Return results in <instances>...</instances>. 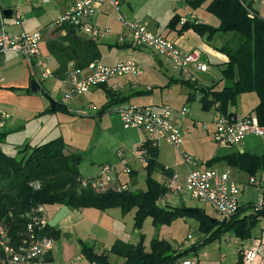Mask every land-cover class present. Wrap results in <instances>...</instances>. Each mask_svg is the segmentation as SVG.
Here are the masks:
<instances>
[{"label": "crops", "instance_id": "1", "mask_svg": "<svg viewBox=\"0 0 264 264\" xmlns=\"http://www.w3.org/2000/svg\"><path fill=\"white\" fill-rule=\"evenodd\" d=\"M77 1L78 0H7L1 3V7L4 12L8 11L10 13L9 17H6L4 14L7 27L18 28L15 32H9L10 34L19 35L21 33H41L43 38L41 44L42 59L48 63L49 67L54 73L58 68V64L48 53L46 43L51 39H54L60 35H64V32H59L54 26V22ZM119 1V13H117L108 3H105L98 11L94 19V24L101 30L110 31L109 34H106V36L97 43L102 56L99 62L104 65H114L120 61L133 60L141 67V65L138 63L137 57L138 55L140 58L143 56L144 52H146L144 48L131 47L127 49H110L108 47L109 45L121 44L120 37L125 34L123 25L119 21V15L123 16L126 21L138 22L146 25V27L148 26L149 22H152L155 26H158L159 20L157 17H155V15H151L150 13H144L150 15L148 18H144L145 15L141 16L140 13L143 12L137 4L139 0ZM242 1L245 4H251L253 9L257 11L261 17H264V0ZM171 2L173 4L178 2L183 3L185 7L175 8L173 6L170 12L168 10V13L170 14L168 16L169 19L167 24L175 15L181 16L182 19H192L194 17V19H198V21L201 23H208L205 20L207 19V15L202 13L206 12V5L203 7V9L201 8L202 11H200V9L193 11L189 6H187L185 0H171ZM15 9L19 10L22 17V24L19 27L15 26L13 20L14 18L12 11ZM149 30L173 41L176 46L184 53H197L199 56V61L206 66L207 71L202 72L191 68L192 73L188 78V76L183 72L175 69L173 65V75L169 77L168 82L164 87L160 86L162 88L160 91V97L158 95L155 96V87L150 85L146 80L141 79L143 75L137 80L131 77H125L105 84L104 87L111 93L117 95L118 98H129L123 104L146 106L155 109H159L161 105L166 103L171 105V97L168 95L174 86L180 84L179 82L177 83L175 81H189L196 89L210 88L215 84H217V88H221V86H228L231 84L222 80V70L225 64L228 63V58L217 50L218 48L224 46L228 37L218 34L215 36L211 44H207L204 39L191 30L185 32L181 36H176L167 29H165L162 33H159V31L155 29ZM111 31H114L112 38L116 40H109L112 39L111 36H109L111 35ZM158 64L162 65L161 62ZM206 73H208V76H201V74ZM0 76L3 78V81L0 82V115L6 114L9 116L6 128L4 130V134H6L5 140L0 143V150L8 155L16 156L17 152L26 144L34 147L45 144L57 138H62L67 146L65 151L67 155L80 154L82 156V163L80 165L81 178L96 179L99 176L100 168L105 164H109L117 168V181L128 185L132 184L137 187L136 190H146V184L141 183L139 180L140 173L143 174L144 178L146 177L145 164L140 162V160L135 155L136 151L141 148L143 140L147 139L143 132L138 129H131L134 132L130 133L129 136H133V140L129 139V136L125 137L124 139L115 138L114 140L115 145H117V149L115 148L111 154L100 152L98 144L103 143V141H101L103 133H113L116 127H120L122 124L118 115H116V118H112L109 115V112H106L103 115L99 114L103 106L108 102L101 87L90 90H93L94 92H101L103 94L104 100L100 104V107L96 106L91 100L84 103L78 99L79 97H76L66 106L68 108L67 112H61L55 110L52 111V102L48 100L41 92L38 95H35L31 92V90L29 93L26 91L27 89H30V83L32 81L31 78L35 77V80L38 81L41 87V91L43 90L44 93H47L54 100V102L58 100L60 101L68 90V85L64 82L65 79L59 80L58 78L52 76L45 81H41L39 72L37 71L36 76H34L29 64L25 61V59L15 53H9L4 57L0 56ZM149 88L151 89L150 91H148ZM193 91V89L192 92L187 90L183 91V96L185 97L184 99L186 102L188 101L190 94V103L200 100V93H195V91ZM117 107H115V110ZM183 107H187L189 109L188 105L186 106L183 104L180 109L174 110L175 113L173 115V121L179 128L182 129L184 133L183 127L185 121L178 116V111H180ZM209 113H211V116L207 119L208 121H206V117H203L199 114L192 117L190 120L191 125L185 126L186 134L191 133V126L204 130L202 128V124H205L208 126V129L205 131H207L212 136L213 127L211 123L214 110L212 109L209 111ZM209 113L207 112L205 114ZM229 113L249 115L253 113V111L243 113L241 110L232 107L230 108ZM92 146H94V149H92V154L86 155ZM261 147L262 146L260 144H255L254 149H252L253 151L238 150L237 152H250L256 155H262L257 154L259 152H256L260 151ZM119 153H122V155L120 156ZM121 158H125L127 160L129 166L132 169L131 175L125 176L121 174ZM159 162L161 164L163 162L161 153H159ZM87 164H89L91 167L89 169L90 171H93V174L83 175V168ZM163 166L171 169L173 171V175L184 177L187 173L179 172L168 165ZM197 168L204 169V164L201 167L198 164ZM226 172L230 173L231 178L236 181L238 185L247 184L251 178L248 175L239 173L237 171L236 177H234L230 171ZM243 175L247 176L248 178L244 179L242 177ZM257 176L252 178L256 179L257 181ZM159 182H162V180ZM257 183L258 184L254 186L260 185L258 181ZM250 187L252 186H248L247 188ZM175 196L176 195H167L163 200H160L158 204L162 207H173L172 199ZM249 205L253 204H250V202H244L243 197L241 196L240 208L244 210ZM47 211L49 216V228L59 231L61 235L58 239L54 240V247L52 251L38 264H91L82 255L79 241H82L91 247H95L99 251L106 252L110 262L114 260L113 257L119 258L111 255L108 252L117 241H122L129 244L138 243L136 242L138 233H136L137 230L134 229L135 210L127 215H123L120 209H110L107 211H101L95 208L72 210L66 206H47ZM241 214V218H243L249 214V212L243 211ZM148 220H146V222H148ZM183 220L185 219H182V221ZM144 227L141 231L142 234L144 232ZM178 228H181L180 219L174 221L170 226L162 227L159 235L163 240L170 242L163 237V232H165V230L168 232L167 237L175 236L178 232ZM154 235L155 231L153 228V236ZM222 238L224 239L223 243H226V236H223ZM147 241V239L144 240V246L148 251L151 240H149V243ZM185 241L186 239L179 245V248L177 249H187L191 244L196 242V240H193V242H191L188 246H184ZM248 242L249 240L242 242V246L239 248L238 256H240V251L243 248L249 247L247 244ZM252 247L253 246H251V248ZM207 256V252L203 253L202 255L199 252L196 256L189 255L184 261L195 260L197 264H201V257L207 258ZM119 259V264H123L124 259ZM258 259L260 260L259 255ZM224 260L225 258L222 257L220 261L223 263ZM182 262L183 261L178 264H182Z\"/></svg>", "mask_w": 264, "mask_h": 264}, {"label": "trees", "instance_id": "2", "mask_svg": "<svg viewBox=\"0 0 264 264\" xmlns=\"http://www.w3.org/2000/svg\"><path fill=\"white\" fill-rule=\"evenodd\" d=\"M193 11L203 8L214 16L219 24L214 26L201 23L198 19H187L181 23L182 17L171 18L166 29L181 36L193 31L207 44H211L215 36L222 34L228 37L224 46L218 52L228 58L222 70V80L230 82L217 88L193 87L189 81H175L189 86L199 92L202 111L217 109L222 114H229L230 108H236L243 94L254 93L258 97V105L254 109L258 123L264 127V17L255 11L251 4L242 0H185ZM64 32L46 43V48L58 64L53 76L64 80L70 66L75 69H85L90 64L101 60L99 45L78 33L73 26L57 28ZM110 49H127L131 45H109ZM31 80H35L32 77ZM101 85L108 100L100 111V115L110 109L123 105L129 98H118L117 95ZM30 89H27L29 93ZM41 93L51 102L54 100L42 90ZM191 98V94L188 97ZM55 111L67 112L68 108L61 100L55 101ZM99 115V116H100ZM6 134L0 135V143ZM66 143L62 138L51 140L45 144L32 147L26 144L16 156H11L0 150V228L7 231L14 245H18L24 237L28 220L25 215L38 206H66L72 210L95 208L101 211L120 209L123 215L135 210L134 229L140 232L137 244L117 241L110 251L111 255L124 259L123 264H178L189 255H197L202 248L225 234L233 233L241 241L252 238V232L264 218V206L258 209L256 205L239 209L230 220L218 221L210 218L202 209L197 208V214L188 212L189 208L162 207L158 204L168 195L167 179L173 176V171L159 162L158 147L153 146L148 139L143 140L141 150L145 152V184L146 190H126L122 192H96L91 188L81 187L80 154H66ZM227 165L239 173L255 177L264 174V154L256 155L250 152H233L215 156L204 163V168H214ZM160 172L164 181L154 179V174ZM39 188H36L35 185ZM253 209L252 213L241 218V212ZM193 216L199 221V230L204 238L193 243L189 248L179 250L159 237L162 227L170 226L178 219ZM151 219L155 235L151 239L147 251L144 246V235L141 233L146 220ZM43 236L53 240L60 237V232L46 227ZM82 255L91 264H112L106 252L97 250L79 241ZM3 254L0 253V264ZM237 264H242L240 253Z\"/></svg>", "mask_w": 264, "mask_h": 264}, {"label": "built area", "instance_id": "3", "mask_svg": "<svg viewBox=\"0 0 264 264\" xmlns=\"http://www.w3.org/2000/svg\"><path fill=\"white\" fill-rule=\"evenodd\" d=\"M105 3H108L119 13V0H78L55 20L54 26L56 28L73 26L78 33L98 43L110 32L101 30L94 24L98 11ZM12 12L14 24L19 27L22 24L21 14L18 9ZM119 21L125 32L120 37L121 44L150 50L153 54L169 60L175 69L188 77L191 76V68L202 72L207 71L206 66L199 61L197 53H184L173 41L152 32L144 24L126 21L121 15H119ZM186 21V18L181 19L182 24ZM42 40L40 32L10 34L4 10L0 4V56L4 57L9 53L20 55L29 64L33 75L36 76L38 71L41 81H45L53 76V72L48 63L42 59ZM142 75L141 67L133 60L120 61L114 65L95 62L85 69H75L70 66L64 80L68 85V90L63 95L61 102L67 106L74 98L88 93L93 88L125 77L137 80ZM1 81H3L2 76H0ZM150 90L149 88L148 91ZM213 110L212 137L219 148L231 149L240 146L248 137L252 136L264 139V127L258 123L255 114H222L215 108ZM115 113L119 116L124 129H138L145 134L153 146L158 147L159 143L164 141L180 152L188 170L184 177L173 175L167 179L168 195L188 193L192 199L198 202L209 203L220 219L230 220L240 209L242 191L248 186L258 184L256 179L251 177L247 184L240 186L231 178L229 172H222L218 168L198 169L197 159L181 150L183 133L173 121L174 109L167 103L161 105L159 109L123 104L116 108ZM189 114L190 110L187 107L178 111V116L181 119H186ZM8 119V115H0V135L4 133ZM202 128L207 130L208 126L202 124ZM119 155L121 156L122 153ZM135 155L140 162H145V152L141 148L136 151ZM120 165L121 174L125 176L132 174V169L125 158H121ZM117 172L115 166L105 164L100 168L99 176L96 179L82 180L81 187L91 188L99 193L109 190L116 192L128 190V184L117 181ZM35 187L39 188L37 184ZM263 206L264 201L260 199L256 207L261 209ZM25 218L28 220L27 227L24 237L18 245L12 244L7 231L0 228V253L3 254L1 264H38L52 251L54 240L42 235L49 223L47 206L36 207L26 214ZM191 242L193 239L189 235L184 246H188ZM240 253L242 264H260L257 248H243ZM182 264L197 263L195 260H186Z\"/></svg>", "mask_w": 264, "mask_h": 264}, {"label": "rangeland", "instance_id": "4", "mask_svg": "<svg viewBox=\"0 0 264 264\" xmlns=\"http://www.w3.org/2000/svg\"><path fill=\"white\" fill-rule=\"evenodd\" d=\"M3 1L7 0H0V4ZM10 1V0H8ZM138 7L141 9L143 13H140V15H145L144 18H148L150 15L149 14H144V13H150L151 15H155V17L158 18L159 20V25L155 26L152 22H149L148 28L149 29H155L158 30L159 33H162L166 29V24L169 19V14L168 10L173 8V6L176 8L177 3H172L171 0H139L138 1ZM203 9V8H202ZM200 9V11H202ZM207 15V19H205L208 24L211 25H218L219 22L218 20L212 16L211 14L207 12H202ZM9 29V32H15L18 28H12V27H7ZM112 34H114V31H111V38ZM109 40H116L114 38L109 39ZM219 41V40H217ZM146 52H144L143 56L141 58L137 57L138 63L141 65L142 70H143V76L141 79L146 80L149 82L150 85L155 87V96H161V87H164L167 82L169 77L173 75V64L167 60L164 57L157 56L153 54L150 50L145 49ZM161 62L162 65H159L158 63ZM201 76H208V73L206 74H201ZM189 78V77H188ZM230 84V82H229ZM182 84L176 85L171 89V92L169 93L168 96L171 97V106L176 109H180L183 104L186 106L188 105L190 109V115L184 119V133H183V145H182V152L187 153L191 155L192 157L196 158L198 161L199 166L201 167L207 160L215 157V156H221V155H226L229 153L237 152L238 150L240 151H247V150H252L254 149L255 144H260L262 147L260 151L257 154H263L264 153V139L258 138V137H249L242 146H235L231 149L227 148H219L211 134H209L207 131L202 130L201 128H194V126H191V133L186 134L185 132V126L191 125V119L195 115L199 114L202 115L203 117H206L207 119L210 118L211 113L205 114L207 112L202 111L201 103L199 101H193L187 103L186 100L184 99L185 97L183 96V91H191L192 89L189 86H181ZM223 86H221L222 88ZM194 90V89H193ZM195 91V90H194ZM193 91V92H194ZM79 97V98H78ZM77 98L81 102H88L89 100L93 101V103L96 106L100 107V104L104 100V96L101 92H94L93 90L85 93L83 95L77 96ZM258 105V97L254 93L250 94H243L238 102V106L236 107L238 110H241L243 113L251 112L254 111L256 106ZM204 113V114H203ZM109 115L112 118H116V113H115V107L109 110ZM133 130H126L123 128L122 124L120 127H116L113 133H108L105 132L103 133V137L101 141L103 143L98 144V147L100 148V152H104L105 154H111L113 150L116 148L117 145H115V138H120L124 139L125 137L129 136L130 133H133ZM185 134V135H184ZM129 139H134L133 136H129ZM95 146V145H94ZM94 146L90 147L91 149L89 150L88 154L86 155H91L92 154V149H94ZM242 148V149H241ZM253 151V150H252ZM159 153H161L163 162V165H168L174 169H176L179 172L185 173L187 172V167L185 163L183 162L180 152L175 149L172 145L168 144L167 142L161 141L159 143ZM87 160V159H86ZM91 168L89 164L84 166L83 168V175L86 174H93V171H90ZM218 168L223 171H230L231 174L236 177L237 173L236 170L228 167L227 165H218ZM155 179L159 181H164V178L162 179V175L160 172H156L153 176ZM244 179H247L248 177L243 175L242 176ZM139 180L141 183H145V178L142 173L139 175ZM167 181V180H165ZM257 181L260 183L259 186H252L250 188H247L246 190L242 191V197L244 202H250V204L256 205L257 202H259L260 199L264 201V174H259L257 176ZM242 186V185H240ZM137 187H135L132 184H129V190L133 191L136 190ZM172 206L173 207H188L189 209H202L210 218L212 219H217L218 221H222V219L219 218V216L216 214L215 210L209 203L205 202H198L194 199L191 198V196L188 193H181L179 195H176L172 199ZM253 209L247 210V212L252 213ZM248 215V214H247ZM181 220V228H178V232L176 233L175 236H168V232H163L164 238L169 240L170 244H172L173 248L177 249L179 248V245L184 242L185 239L189 235L192 236L193 240H201L204 238V235L200 232L199 230V221L193 217L189 216L186 217L185 220ZM146 222V221H145ZM145 225V223H144ZM144 227V226H143ZM138 233V238L136 242L139 241L140 239V232L137 231ZM160 233V232H159ZM143 235L145 239H147L148 243L151 238H153V225L151 219L146 222V225L144 227V232ZM224 236H226V243H223L224 239H220L219 241H215L211 244H208L204 248L201 249L200 254L202 255L203 253L207 252V258H202L201 257V264H237L239 256V248H241V244L243 241L235 239L233 233H227ZM137 237V236H136ZM161 238V236L159 235ZM231 238V240H230ZM144 239V240H145ZM162 239V238H161ZM195 243V242H194ZM222 243V244H221ZM260 243V244H258ZM262 243V244H261ZM249 247H245L246 249H252L251 246L254 248L258 249V255L260 257V264H264V218L260 220L259 225L254 229L252 232V238L249 240L247 243ZM256 244V245H255ZM192 245V244H191ZM255 245V246H254ZM241 250V249H240ZM224 257L225 260L222 263L220 260L221 258ZM113 261H111L112 264H119V258L113 257Z\"/></svg>", "mask_w": 264, "mask_h": 264}, {"label": "water", "instance_id": "5", "mask_svg": "<svg viewBox=\"0 0 264 264\" xmlns=\"http://www.w3.org/2000/svg\"><path fill=\"white\" fill-rule=\"evenodd\" d=\"M176 7L177 8H180V7L181 8H184L185 5L183 3H179L178 2L177 5H176ZM4 14H5L6 17H9L10 16V13L8 11H5ZM30 90L35 95H38L41 92V87H40L38 81H36V80H32L31 81V83H30ZM55 107H56L55 106V103L52 102V111L55 110ZM188 212L193 213V214H197V210H194V209H189Z\"/></svg>", "mask_w": 264, "mask_h": 264}]
</instances>
